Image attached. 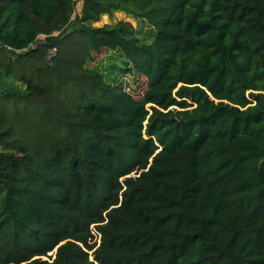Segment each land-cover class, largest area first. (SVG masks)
<instances>
[{
    "label": "trees",
    "instance_id": "16d2710c",
    "mask_svg": "<svg viewBox=\"0 0 264 264\" xmlns=\"http://www.w3.org/2000/svg\"><path fill=\"white\" fill-rule=\"evenodd\" d=\"M80 1L0 0V264H264V0Z\"/></svg>",
    "mask_w": 264,
    "mask_h": 264
},
{
    "label": "rangeland",
    "instance_id": "374dc122",
    "mask_svg": "<svg viewBox=\"0 0 264 264\" xmlns=\"http://www.w3.org/2000/svg\"><path fill=\"white\" fill-rule=\"evenodd\" d=\"M81 8H82V1L77 0V6H76L77 13L81 12ZM121 20L132 22V24L135 27H139L137 21L132 20L126 14H123L120 12H116L111 17L103 16L102 20L96 23L95 26H103L105 24H115ZM142 30L145 33L148 30V27L144 26ZM95 56L97 60H102L104 57V54L97 53L95 54ZM112 62H116V61H110V63ZM101 65L103 68L109 65L107 58L102 60ZM120 82H121V85H123L128 92L134 94L136 97L140 98L143 96L144 89L146 88V82H145V79L141 77V75L135 74V73H129L128 75H125V79L122 78Z\"/></svg>",
    "mask_w": 264,
    "mask_h": 264
},
{
    "label": "built area",
    "instance_id": "2783aa9c",
    "mask_svg": "<svg viewBox=\"0 0 264 264\" xmlns=\"http://www.w3.org/2000/svg\"><path fill=\"white\" fill-rule=\"evenodd\" d=\"M45 44H46V40L44 38H39L29 47V49L38 50L40 48V46H43ZM26 50H28V49H26ZM26 50H24V51H26ZM55 55H56V50L52 49L49 51L47 57H48V59L51 60L52 58L55 57Z\"/></svg>",
    "mask_w": 264,
    "mask_h": 264
}]
</instances>
